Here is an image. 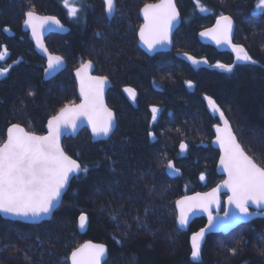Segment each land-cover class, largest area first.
<instances>
[{
	"label": "trees",
	"instance_id": "1",
	"mask_svg": "<svg viewBox=\"0 0 264 264\" xmlns=\"http://www.w3.org/2000/svg\"><path fill=\"white\" fill-rule=\"evenodd\" d=\"M155 1L116 0V13L109 18L103 0H77L74 18L64 0H0V51L8 50L0 60V67L8 68L0 76V144L11 124L43 133L50 116L76 103L74 69L88 59L95 72L111 79L107 97L117 115L116 131L107 140L93 142L88 129L64 138L65 150L88 171L72 179L52 219L30 224L0 215V264H70L73 249L87 239L108 245L104 264H264V215L228 234L208 235L200 260L192 261L190 233L206 220L196 219L189 231H181L175 207L181 195L221 180L219 150L212 145L218 117L206 96L217 102L244 149L264 167V11L256 8L257 0H200L208 9L204 12L196 0H177L182 24L173 52L207 60L194 65L176 55L148 57L138 46L140 9ZM28 10L57 15L70 28L45 39L51 51L67 59L53 79L45 77L46 59L24 28ZM221 14L234 17L235 39L256 64L200 42L199 31ZM217 63L236 66L227 72ZM126 85L139 91L135 103L124 94ZM153 106L161 110L155 121ZM182 142L187 151H181ZM169 160L182 170L180 177L167 175ZM82 213L89 216L85 234L77 229Z\"/></svg>",
	"mask_w": 264,
	"mask_h": 264
},
{
	"label": "snow or ice",
	"instance_id": "2",
	"mask_svg": "<svg viewBox=\"0 0 264 264\" xmlns=\"http://www.w3.org/2000/svg\"><path fill=\"white\" fill-rule=\"evenodd\" d=\"M200 11L208 9L196 0ZM64 5L69 9V14L76 17L79 9L75 3L70 4L64 0ZM106 12L109 16L115 11V0H105ZM256 8L264 11V0H257ZM145 23L139 30L140 40L149 50L156 51L171 43V32L174 24L179 21L180 13L174 0H161L158 4H146L143 7ZM24 24L31 29L32 36L37 45L48 55L47 72L54 73L64 64L63 57L48 53L43 44V34L52 30L53 26L63 29V24L55 16H40L34 10L25 14ZM233 20L229 15L221 14L214 28L200 33L201 36L210 37L217 45H228L236 54V60L244 63L256 64L257 61L248 54L246 49L232 40ZM5 47L0 51V60L5 59L7 54ZM187 56V54H185ZM194 65L207 63V60H198L187 56ZM235 64L217 63L215 67L232 72ZM92 62L82 64L76 75L80 79V94L83 102L78 105H65L59 113L53 116L47 123V135H36L26 131L19 124H13L7 129L6 141L0 144V212L18 217H42L50 214L60 200L62 190L80 172H87V167H82L77 160L69 156L60 143V137L65 130L75 132L81 118H86L91 125L92 132L96 135H108L114 124V114L103 103L104 85L107 77L91 76L89 71ZM8 68L0 67V76H4ZM188 87H193L191 81ZM135 99V90L125 89ZM208 106L213 114L223 121V126L216 125V142L223 150L220 164L228 173V179L222 187L231 191L228 204L235 206L239 215L232 217L236 223L253 215L249 211V204L257 207L264 206V167L259 166L249 156L238 142L232 131L231 125L217 102L206 96ZM152 119L156 120L159 108L153 106ZM153 136L154 133H149ZM181 151H186L188 145L180 144ZM168 168L179 172V169L169 162ZM203 180L205 177L200 176ZM220 187L211 192L197 193L195 196L184 197L177 201L180 209L179 224L185 226L188 223L190 213L203 210L208 213L209 229L215 227L213 207H219ZM225 217L229 213L224 214ZM87 216L79 217L80 227L87 222ZM205 229H201L191 237V257L198 261L201 258V242L205 236ZM235 251V249H233ZM106 252L103 244L86 243L71 253L72 264H101Z\"/></svg>",
	"mask_w": 264,
	"mask_h": 264
},
{
	"label": "water",
	"instance_id": "3",
	"mask_svg": "<svg viewBox=\"0 0 264 264\" xmlns=\"http://www.w3.org/2000/svg\"><path fill=\"white\" fill-rule=\"evenodd\" d=\"M104 2V5H105V0H103ZM161 0H158V1H155V2H148L146 4H158L160 3ZM174 3L180 13V19L179 21H177L175 24H174V27L172 29V32H171V43L170 44H167L163 47H159L156 51H152V50H149L148 47L140 40V37H139V30L140 28L143 26V24L145 23V20H144V16H143V7L144 4L141 9H140V18H141V25L139 26V29H138V32H137V39H138V46L140 47V49L145 52L147 55H150V56H153L155 55L156 53H159V52H164V53H168V52H171L173 51L174 49V43H175V33L177 32V30L179 29V27L181 26L182 24V14H181V11L178 7V3H177V0H174ZM116 10H117V2L115 0V11L113 12V14L111 16L108 15V13L106 12V6H105V12H106V15L109 17V18H112L114 17L115 13H116ZM35 11V10H34ZM38 15L40 16H55L58 20L59 17L57 15H54V14H50V13H45V12H41V11H35ZM26 13V12H25ZM224 15H229L232 17V20H233V31H232V40H233V43L235 44H238L235 42V31H236V20L234 19V17L230 14H224ZM25 15H24V20H25ZM219 19V17L216 18V20L214 21V23L210 26H207L203 29H201L198 33V38L200 40L201 43L205 44V45H210V46H213L214 48H216L218 51L220 52H233L232 48L228 45H224V44H221V45H217L216 42L214 40H212L210 37H207V36H201L200 33L202 32H205L209 29H212L215 27L216 25V22L217 20ZM61 22V20H60ZM61 24H63L61 22ZM24 25V28L25 30H27L29 32V36H30V39L33 41V43L35 44V47L37 49L38 52L41 53V55H43L46 59V68H45V77L47 79H53L54 77H56L57 75H59L67 66V59L66 57L61 54V53H58V52H54V51H51L49 49V47L46 45L45 43V39L50 35V34H61V35H65L67 33H69L70 31V28L69 26H67L66 24H63V29H60V28H57L55 26H53V29L52 30H47L44 32L43 34V37H42V40H43V44L44 46L47 48L48 50V53H51L52 55H59L61 57H63V60H64V64L59 67L54 73L52 74H49L46 70H47V64H48V55L47 53H45L36 43V40L35 38L32 36V33H31V29L27 26ZM6 32L8 33V35H13V31H10L9 28H6L5 29ZM240 45V44H239ZM185 54H187V56H192V57H195L194 55H192L191 53H187V52H184L181 54V57L184 59V60H187L189 62H191L190 60L187 59V56H185ZM196 58V57H195ZM88 61H91L92 62V68L90 69L89 71V75L91 76H101V77H107V83L104 85V90H103V103L104 105L109 109L111 110V112L114 114V124H113V129L112 131L108 134V135H96L92 132V128H91V125L87 122V119L86 118H81V122L78 123V127L77 129L75 130V132H72L71 130H65V132L61 135L60 137V143H61V146L63 147L64 151L69 155L71 156L64 148V143H63V140L65 137H76L79 132L83 129H88L89 132H90V135H91V138H92V141L93 142H96V141H103V140H107L109 139L113 133L116 131V128H117V115H116V112L114 110V108L112 106L109 105L108 103V91L109 89L111 88L112 86V81L111 79L106 76V75H102V74H99L97 72H95V63L92 61V60H86L85 62H83L82 64H85L87 63ZM80 64L79 66H77L75 69H74V76L76 78V82H77V94H78V101L76 103H73L72 105H78V104H81L83 102V97L81 96L80 94V79L79 77L76 75V72L77 70L81 67ZM128 88H131V89H134L135 90V99L137 97V89L131 85H126L124 87V92L126 94V97L128 98L129 102L133 103L135 101V99L133 100V98L129 95L128 92L125 91V89H128ZM69 105V104H67ZM64 107V106H63ZM62 107V108H63ZM157 107V106H155ZM209 107V106H208ZM61 108V109H62ZM159 108V107H157ZM160 109V108H159ZM60 111V110H59ZM59 111L57 113H55L54 115L50 116L47 120V123L48 121L55 115H57L59 113ZM226 116V115H225ZM226 118L228 119V117L226 116ZM229 121V124L231 125V128H232V131L234 132V134L236 135L234 129H233V126L231 124V121L228 119ZM47 123H46V131L43 132V133H37V132H33V131H29L24 125L20 124V123H13V124H19L21 127H23L26 131H29V132H33L35 133L36 135H47L48 133V128H47ZM11 124V125H13ZM219 125L223 126V121L220 120V123H218ZM218 124H215L214 127H213V130H214V138L212 140V145L219 150V158H218V161H217V167H216V170H217V174L219 176H221V180L215 184L214 186H212L211 188L209 189H205V190H196V191H192V192H189V193H186V194H183L181 195L175 202V207H176V210H177V218H176V224H177V227L181 230V231H189L190 230V227L192 225V223L196 220V219H199V218H204L206 220L205 222V225L202 226L201 228H199L198 230H195L193 232L190 233V247H191V251H192V242H191V237L199 232L201 229H205V236H204V239L203 241L201 242V253H202V250H203V247H204V244L206 242V239L208 237V235L212 234V233H224V234H228L230 233L231 231H233L234 229H236L237 227H239L240 225L244 224V223H248L252 220H254L255 218H257L258 216L260 215H264V206H261V207H257L256 205L254 204H249V211L251 213H253V215H250L249 217H247L246 219H242L240 220L239 222H236V223H233L232 222V217L234 215H239L238 213V210L235 208V206H230L228 204V197L231 195V191L226 188V187H222L223 183L225 180L228 179V173L226 170H224L220 164V159L221 157L223 156V150L222 148L220 147V145L216 142V136H217V133H216V125ZM10 125V126H11ZM9 126V127H10ZM8 127V128H9ZM7 133V132H6ZM237 137V135H236ZM237 140L238 142L241 144V142L239 141L238 137H237ZM6 141V138L3 142ZM2 142V143H3ZM1 143V144H2ZM182 143H185V142H182ZM186 144V143H185ZM241 147L244 149L243 145L241 144ZM245 150V149H244ZM187 151V150H186ZM245 152L251 156L246 150ZM73 159L77 160L78 163H80V161L76 158H74L73 156H71ZM252 157V156H251ZM253 158V157H252ZM253 160L255 161V159L253 158ZM171 162L175 168L179 169V172H175L171 169L168 168V163ZM256 162V161H255ZM167 163V166H166V173L169 177L171 178H177V177H180L182 175V170L176 165L175 161L174 160H169ZM257 163V162H256ZM81 164V163H80ZM258 164V163H257ZM82 165V164H81ZM259 166H261L260 164H258ZM262 167V166H261ZM82 172L76 174L75 176L81 174ZM205 179L201 180V182H205L206 180V176L205 174H202ZM74 176V177H75ZM70 178V181H69V184L68 186L62 190V193H61V197H60V200L59 202L57 203L56 207L53 209V211L48 214V215H44L42 217H18V216H13V215H10V214H6V213H3V212H0V215L5 218V219H10V220H18V221H21V222H24V223H30V224H38V223H41L43 221H46V220H50L52 219L53 215H54V212L59 208V206L61 205L62 201H63V198H64V195L66 194L70 184H71V181L72 179L74 178ZM220 187V191H219V207H213V216H215L217 219L213 222L215 227L209 229V219H208V213L203 211V210H197L193 213H190L189 214V217H188V223L187 225L185 226H181L179 224V215H180V209H179V206L177 205V201L183 199L184 197H191V196H195L197 193H207V192H211L214 188H217V187ZM229 213V216L225 217V213ZM81 215H86L87 216V222L85 223L84 227L81 228L80 227V222H79V217ZM78 217V222H77V229L79 231L80 234H85L87 231H88V228H89V216L87 213H82L80 214ZM86 243H92V244H103L105 246V249H106V252H105V255L104 257L102 258L101 260V264H104L105 261L109 258V248H108V245L104 242H99V241H94V240H91V239H87L85 241H83L80 245H78L76 248L73 249V251H75L77 248H79L81 245L83 244H86ZM72 251V252H73ZM71 252V253H72ZM191 260L192 261H195L192 259L191 257ZM69 261H70V264H72V261H71V254H70V257H69Z\"/></svg>",
	"mask_w": 264,
	"mask_h": 264
},
{
	"label": "flooded vegetation",
	"instance_id": "4",
	"mask_svg": "<svg viewBox=\"0 0 264 264\" xmlns=\"http://www.w3.org/2000/svg\"><path fill=\"white\" fill-rule=\"evenodd\" d=\"M235 42L236 43H238L237 41H236V39H235ZM238 44H240V43H238ZM241 45V44H240ZM144 53V55H147L145 52H143ZM174 53H176V52H173V51H171V52H168V53H164V52H159V53H156L155 55H153V56H150V55H147L148 57H154V56H164V57H169V56H172V55H176V56H180V58L181 59H183L182 57H181V54L182 53H184V52H182V53H180V54H174ZM230 53H232L235 57H236V54H235V52H230ZM197 59V58H196ZM184 60V59H183ZM185 61H187V60H185ZM201 64H204V63H201ZM216 65V64H215ZM214 65V66H215ZM137 89V88H136ZM137 92H138V94H137V97H136V99H135V101L133 102V103H135L136 102V100L138 99V96H139V91L137 90ZM124 94H125V92H124ZM126 95V94H125ZM207 101V100H206ZM207 105H208V103H207ZM221 109V108H220ZM222 110V109H221ZM161 111V110H160ZM160 111L157 113V114H159L160 113ZM211 112V111H210ZM211 114H213L212 112H211ZM225 114V113H224ZM214 115H216V117H218V115L217 114H214ZM218 123H220V119L219 118H217V122H216V124H218ZM214 136H215V134H214ZM214 138V137H213Z\"/></svg>",
	"mask_w": 264,
	"mask_h": 264
},
{
	"label": "rangeland",
	"instance_id": "5",
	"mask_svg": "<svg viewBox=\"0 0 264 264\" xmlns=\"http://www.w3.org/2000/svg\"><path fill=\"white\" fill-rule=\"evenodd\" d=\"M75 1H77V0H69V3L70 4H72V3H75ZM76 5V7L78 8V6H77V4H75ZM79 9V8H78ZM29 11V10H28ZM35 11H38V10H35ZM68 11H69V9H68Z\"/></svg>",
	"mask_w": 264,
	"mask_h": 264
},
{
	"label": "bare ground",
	"instance_id": "6",
	"mask_svg": "<svg viewBox=\"0 0 264 264\" xmlns=\"http://www.w3.org/2000/svg\"><path fill=\"white\" fill-rule=\"evenodd\" d=\"M88 60H89V59H88ZM84 62H85V61H84ZM82 63H83V62H82ZM82 63H81V64H82ZM123 87H125V86H123ZM186 144H187V143H186ZM187 145H188V144H187Z\"/></svg>",
	"mask_w": 264,
	"mask_h": 264
}]
</instances>
